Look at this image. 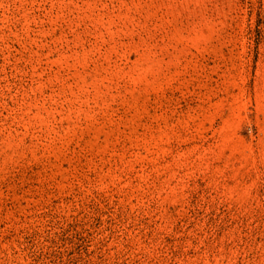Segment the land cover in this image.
Listing matches in <instances>:
<instances>
[{
  "label": "rangeland",
  "instance_id": "obj_1",
  "mask_svg": "<svg viewBox=\"0 0 264 264\" xmlns=\"http://www.w3.org/2000/svg\"><path fill=\"white\" fill-rule=\"evenodd\" d=\"M0 264H264V0H0Z\"/></svg>",
  "mask_w": 264,
  "mask_h": 264
}]
</instances>
